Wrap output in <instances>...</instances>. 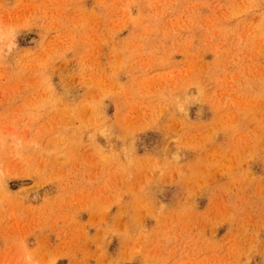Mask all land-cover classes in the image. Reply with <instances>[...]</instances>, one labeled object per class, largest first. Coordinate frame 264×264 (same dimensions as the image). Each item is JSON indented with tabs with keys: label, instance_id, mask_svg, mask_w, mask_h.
Wrapping results in <instances>:
<instances>
[{
	"label": "rangeland",
	"instance_id": "374dc122",
	"mask_svg": "<svg viewBox=\"0 0 264 264\" xmlns=\"http://www.w3.org/2000/svg\"><path fill=\"white\" fill-rule=\"evenodd\" d=\"M0 264H264V0H0Z\"/></svg>",
	"mask_w": 264,
	"mask_h": 264
}]
</instances>
